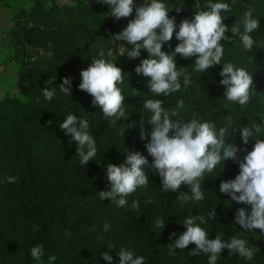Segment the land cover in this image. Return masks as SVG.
<instances>
[{"label": "trees", "instance_id": "obj_1", "mask_svg": "<svg viewBox=\"0 0 264 264\" xmlns=\"http://www.w3.org/2000/svg\"><path fill=\"white\" fill-rule=\"evenodd\" d=\"M0 2L3 8L23 20L14 26L15 41L11 43L10 61L19 67L17 84L26 96H6L0 102V193L9 195L10 220L17 225L6 227L0 223V264H49L52 255L57 257L52 264H107L103 253L113 257L112 264H119L121 248L145 257V264H208V254L190 255L196 249L195 244L184 250L175 249V255L169 254L167 246L186 231L184 219L198 214L208 219V213L213 209H216V219L201 225L210 239L223 233V240L229 241L232 236L242 233L241 238L259 249L252 261L224 249L217 264H264V233L258 229L245 231L234 222L238 209L245 208L250 213L251 206L238 204L219 191L222 181L235 179L239 174L238 163L227 160L224 166L222 163L211 174H205L203 201H179L180 193L191 196L190 187L182 185L179 192L161 190V178L151 167L153 158L145 147L152 130L148 123L150 114L144 113L141 123L146 99L163 100V106L169 111L176 109L177 102L183 100L184 107L173 120L187 122L197 118L213 121L217 128L231 122L228 142L238 149L246 147L251 151L254 146L251 139L244 144L241 138L244 127H259V138L264 139V0H212L232 7L230 16L224 21L229 29L243 19L245 11L254 9L253 16L260 20V27L251 33L255 41L253 50L246 51L239 36H233L232 43L222 42L225 53L221 65L205 73L194 71L196 57L185 59L177 55V66L191 74V84L184 88L181 77V90L167 97L149 92L150 78L134 71L143 59L149 58L146 51L141 50L137 59H130L126 51L120 58L107 57V51L110 48L113 51L118 44L132 49L133 45L125 41L113 44L110 40L135 19V9L130 17L116 20L110 16L109 6L102 2L92 12L81 2L72 5L52 2L48 7L46 0ZM149 2L134 0L137 7ZM162 2L173 8L169 15L175 17L178 31L183 19L191 20L196 11L207 10L208 0H199L201 9L195 8L197 0ZM174 8L183 9L177 12ZM226 35L232 36L230 31ZM178 43L174 33L173 39L162 50L170 54ZM25 47L40 50L46 56L26 60ZM101 50L106 59L115 62L125 73L120 87L130 116L115 127L109 124L99 106H93V97L78 87L82 82L80 72L87 69L93 59L99 58ZM226 62L245 68L253 76L255 91L246 106L228 102L224 96L220 72ZM51 77H57L54 84L46 85ZM64 78H71L70 96L58 88ZM46 86L57 87L51 101L42 95L41 90ZM68 114L89 120V131L96 139L97 156L86 166L80 163L77 143L59 127ZM122 123L135 126L126 127L124 138L119 135ZM142 127L149 134L144 140L140 138ZM128 151H138L147 158L149 167L145 171L149 186L138 188L127 197V205L119 207L114 201L100 200L98 194L111 189L107 165L124 163ZM246 154L243 151L237 153L240 159ZM8 176H15L16 182L8 183ZM147 199L153 203L145 204ZM133 200L140 201L138 210L132 209ZM157 217L166 221L163 230L153 228ZM105 223L109 225L107 231ZM172 233L176 236L170 239ZM37 245H43L45 252L39 261L30 253ZM112 245L115 248L109 249Z\"/></svg>", "mask_w": 264, "mask_h": 264}, {"label": "clouds", "instance_id": "obj_2", "mask_svg": "<svg viewBox=\"0 0 264 264\" xmlns=\"http://www.w3.org/2000/svg\"><path fill=\"white\" fill-rule=\"evenodd\" d=\"M109 6L110 16L116 20L128 18L135 9V19L130 20L126 28L115 35L112 40L125 41L133 45L128 50L123 44L119 46L121 52L126 51L130 59H137L141 50L148 53V59H143L134 71L137 75L150 78L148 81L149 92L155 96H169L181 90L180 78L183 77V86L187 88L191 84V74L183 67H178L176 56L188 59L196 57L194 71L205 73L208 69L221 65L225 53L222 42L232 43L233 36H239L242 46L246 51L253 50L255 41L251 33L260 27V20L254 18V9L249 8L243 14L241 21H236L229 27L224 23L232 12L228 3L208 0L207 10L201 9L199 0L195 4L194 18L183 19L178 31L175 17H170L173 10L162 0H150L149 3L136 6L134 0H98ZM180 12L183 8H174ZM243 25V32L241 31ZM231 32V38L226 33ZM175 38L179 41L174 51L170 54L162 50L163 46ZM169 47L171 45L169 44ZM99 58L93 59L87 69L80 72L81 83L79 90L93 97V106H99L108 118L111 126L115 127L120 121L129 119V112L125 108V96L120 85L124 83V72L112 60L105 58V52H99ZM111 48L107 51V57H112ZM220 84L225 87L224 96L231 103L246 106L250 103L254 94L253 76L243 67L237 68L232 62H226L222 66ZM57 77H51L46 85H53ZM72 86L71 78H64L58 87L60 92L70 96ZM134 91H137L133 89ZM47 101H51L57 91V87H45L41 90ZM161 99H146L143 102L141 123L143 114H150L148 123L152 125L150 141L145 145L148 154L153 158L151 167L155 169L161 178L163 192H179L182 185L190 187L191 196L180 193L179 201L200 202L204 200L202 181L206 173L211 174L218 165L227 160H233L239 165V174L235 179L222 181L219 191L230 196L232 201L238 204L250 205V213L245 208H240L235 214V224L245 231L260 230L264 233V139L259 138L260 129L257 126L244 127L241 138L245 145L251 139L254 146L251 151L245 147L238 149L228 142V125L217 128L213 121H201L193 118L187 122L175 119L179 116V110L184 107L183 100L177 102V108L169 111L163 106ZM227 107V105H226ZM59 127L69 134L72 141L78 145L77 155L80 163L87 165L97 156V144L93 134L89 131V120L78 119L74 114H68ZM134 128L130 125L120 124L119 135L124 138L125 130ZM148 133L142 127L140 138H148ZM238 151L247 153L243 159L237 155ZM149 167L147 158L140 152H129L126 160L119 166L109 163L107 165V179L111 184L108 191L99 192L100 200L114 201L117 206L127 205L131 194L138 188L149 186V177L145 171ZM15 176L6 178L8 183L16 182ZM145 204L153 201L147 199ZM133 210L140 207L139 200H133ZM216 209L208 213V219L203 215L188 216L183 221L186 231L169 244L170 255H175V249L184 250L190 244H195L196 249L190 255L198 256L200 253L208 254V264H217L222 251L228 249L230 254H238L247 261H252L259 249L251 246L247 239L241 238L242 233L234 235L229 241L223 240V233L216 234L215 239H210L204 227L208 220L216 219ZM165 219L157 217L153 225L154 229H164ZM109 225L105 223L107 231ZM38 230V229H35ZM160 232L158 233V235ZM176 233L170 235V239ZM115 248V245L108 247ZM33 259L39 261L44 255V246L37 245L30 249ZM119 264H145V257L137 256L131 250L121 248L118 252ZM57 257H49L52 264ZM103 259L107 264H112L113 257L103 253Z\"/></svg>", "mask_w": 264, "mask_h": 264}, {"label": "rangeland", "instance_id": "obj_3", "mask_svg": "<svg viewBox=\"0 0 264 264\" xmlns=\"http://www.w3.org/2000/svg\"><path fill=\"white\" fill-rule=\"evenodd\" d=\"M52 2H58L59 4L64 5L83 3L85 7L91 10V12L97 9L96 5L101 4L98 0H46V7L51 5ZM19 19L21 18L19 16L16 17L14 12L3 8L2 3L0 2V102L6 96L21 98L26 97L23 90L17 84L19 67L14 62L10 61L13 49L11 43L15 41L14 32L16 31V28H14V26L18 23V21H23L22 19ZM23 19L25 18L23 17ZM120 45L121 44H118L117 47L113 49L114 58L121 57L122 52L119 49ZM23 55L26 60H35L39 57L46 56V54L42 53V51L28 47H25ZM11 212L12 205L9 195L0 193V223L6 227H17L15 222L10 220Z\"/></svg>", "mask_w": 264, "mask_h": 264}]
</instances>
